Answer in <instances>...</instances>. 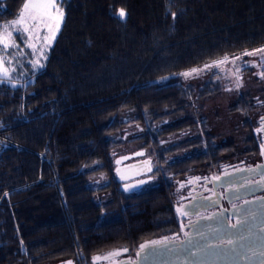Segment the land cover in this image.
Instances as JSON below:
<instances>
[{"label": "trees", "instance_id": "obj_1", "mask_svg": "<svg viewBox=\"0 0 264 264\" xmlns=\"http://www.w3.org/2000/svg\"><path fill=\"white\" fill-rule=\"evenodd\" d=\"M24 1L0 0V22ZM60 5L63 20L44 63L0 77V264H92L123 250L133 256L144 242L180 231L175 184L211 174L242 146V153L257 151L249 120L242 144H216L196 100L219 83L210 78L196 88L178 75L264 48V0ZM236 102L231 110L244 114L264 104L249 96ZM131 125L142 134L124 141ZM190 130L192 137L164 143ZM131 143L152 163L143 189L139 179L123 180L129 165H115L116 150ZM190 147L198 152L169 159ZM99 175L106 184L90 186Z\"/></svg>", "mask_w": 264, "mask_h": 264}, {"label": "rangeland", "instance_id": "obj_2", "mask_svg": "<svg viewBox=\"0 0 264 264\" xmlns=\"http://www.w3.org/2000/svg\"><path fill=\"white\" fill-rule=\"evenodd\" d=\"M24 5L25 3L22 4L19 11H24ZM57 7L59 12L53 14L59 15L62 13L63 19L62 5L59 3ZM27 15L28 12L25 11V17ZM20 16L21 13H18L15 17L0 22V34L8 36L9 33H12L9 43L15 41L16 44L21 45L19 50L16 48H9L0 51V57L3 58L4 65L7 69V75L2 77H10L15 69H19L23 64H32L29 61H37L35 64L36 66L42 65L55 38H51V33L45 28H42L40 38L28 39L29 36L35 37V33L23 32V27L21 25L14 24L15 21L20 19ZM17 29L22 33L20 39H16ZM57 31L58 30H55V36ZM44 35L50 38L45 41L43 39ZM28 43H32L36 48H40L41 45H43L42 51L33 53L32 49L27 47ZM2 48L3 46L0 45V49ZM262 49L264 48L247 52L248 54L244 53L230 57L229 59L217 60L213 63L198 66L195 68L198 70L195 73H191V70L194 69L191 68L178 75L182 83L194 84L196 88L203 85L210 78H214V80L219 83L220 89L216 93L196 100V111L199 121L205 124L208 133L214 137V142L218 145L228 142L242 144V142L248 138L245 122L249 120V123L254 125L260 114L255 111V109L251 112L249 111V114H244L240 106H237L233 110H231V107L237 103L236 101L240 96L257 97L258 100L264 97V76L262 71L264 68V51H260ZM6 52L10 54H6ZM186 72L191 74L184 75ZM137 128L138 127L134 125L127 127L122 133L124 141L140 136L142 133ZM194 131L196 132V130ZM194 131L190 130L182 134L169 136L166 140L164 139V143L169 145L192 137ZM252 143H254V141H252ZM243 147L244 146L240 148L236 156H242L244 152L242 153L240 151L244 149ZM196 152H198V147H190L188 150L171 155L169 159L171 161L177 160L180 157L192 155ZM114 157L116 167L129 165L125 170L133 169L131 175L123 176L125 182L130 181V179H139L141 181L137 185V188L143 189L152 181L153 177L147 175L152 168L151 160L148 159L147 150L141 149L138 143L123 145L116 150ZM153 165L158 169L155 162H153ZM125 173H127V171ZM106 180L104 175L93 176L89 179V185L96 188L101 187L106 184ZM177 189V187L174 189L175 200L179 198ZM104 191L105 190L100 192L99 195L102 193L106 195V191L105 193Z\"/></svg>", "mask_w": 264, "mask_h": 264}, {"label": "flooded vegetation", "instance_id": "obj_3", "mask_svg": "<svg viewBox=\"0 0 264 264\" xmlns=\"http://www.w3.org/2000/svg\"><path fill=\"white\" fill-rule=\"evenodd\" d=\"M258 102L263 104L264 98ZM256 111L260 114L252 129L257 151L252 150L242 156L233 153L231 158L221 162L219 168L211 174L192 176L179 182L175 186L178 188L179 198L174 201L180 231L154 240L180 243L191 237H203L209 246L227 244L230 240L225 237L228 233L226 230L234 227L244 230L242 223L247 217L255 222L252 218L257 217V212L261 211L259 208L262 207L264 211V104ZM245 202L255 203V211L243 215L241 205ZM258 222L264 223V215ZM257 228L264 231V224ZM263 242L262 239L257 240L258 244ZM142 245H139L133 256L123 250L119 255L104 254L95 258L92 264H129L142 256ZM249 256V264H264V245L258 252H251ZM44 264L75 263L57 260Z\"/></svg>", "mask_w": 264, "mask_h": 264}, {"label": "water", "instance_id": "obj_4", "mask_svg": "<svg viewBox=\"0 0 264 264\" xmlns=\"http://www.w3.org/2000/svg\"><path fill=\"white\" fill-rule=\"evenodd\" d=\"M255 207V203H243L242 214H250V211H255ZM260 209L257 217L252 218L256 220L255 222L248 220L247 217L242 223V226H245L244 230L238 227L226 230L228 233L225 237L230 240L227 244L209 246L208 241L203 237H191L180 243L150 240L143 243L148 247L143 251L142 256L130 261L129 264H249L250 253L258 252L264 245V242L257 243L258 239L264 241V231H259L257 228L264 224L258 222L264 215L263 208ZM203 232L207 233L205 230Z\"/></svg>", "mask_w": 264, "mask_h": 264}, {"label": "snow or ice", "instance_id": "obj_5", "mask_svg": "<svg viewBox=\"0 0 264 264\" xmlns=\"http://www.w3.org/2000/svg\"><path fill=\"white\" fill-rule=\"evenodd\" d=\"M61 3V0H26L24 5V11L21 12L20 19L15 21L14 24H19L23 27V32L27 33H35V37L29 36L28 39L40 38L41 29L46 28L48 32L51 33V38L55 37V31L53 30V23L55 24V29H59V25L62 20V13L59 15H54L53 13L59 12L57 5ZM25 11L28 12V15L25 17ZM125 13L123 10L120 13V16L123 17ZM22 33L19 29H17L16 39H20ZM12 37V33H9L8 36L0 34V45L3 46L2 50H7L9 48L20 49L21 45L16 44L15 41L9 43V40ZM50 37L47 35L43 36V39L47 41ZM27 47L32 49L33 53L37 51H42L43 45L40 48H36L32 43H28ZM264 51V49L260 50ZM6 54H10L7 53ZM248 54V53H246ZM227 59V58H225ZM33 65L37 63V61H29ZM220 63V62H217ZM207 67V66H206ZM197 69H192L191 73L197 72ZM191 73L186 72L184 75H190ZM7 75V69L4 65V60L0 57V77ZM179 211V209H178ZM154 244L159 242H153ZM148 245H142L141 251H144ZM110 255H119V253H111ZM139 255V253H138Z\"/></svg>", "mask_w": 264, "mask_h": 264}, {"label": "crops", "instance_id": "obj_6", "mask_svg": "<svg viewBox=\"0 0 264 264\" xmlns=\"http://www.w3.org/2000/svg\"><path fill=\"white\" fill-rule=\"evenodd\" d=\"M23 3H26L25 1L23 2ZM19 13H21V11H19ZM63 20V19H62ZM62 23V22H61ZM61 26V25H60ZM52 27H53V30L55 31L56 29H55V24L53 23V25H52ZM46 29V28H45ZM47 30V29H46ZM59 30V29H58ZM58 32V31H57ZM57 34V33H56Z\"/></svg>", "mask_w": 264, "mask_h": 264}]
</instances>
